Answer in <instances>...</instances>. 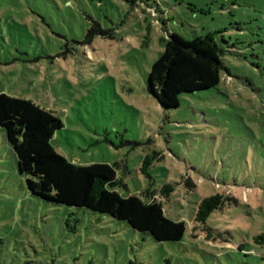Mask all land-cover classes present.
<instances>
[{
  "label": "rangeland",
  "instance_id": "obj_1",
  "mask_svg": "<svg viewBox=\"0 0 264 264\" xmlns=\"http://www.w3.org/2000/svg\"><path fill=\"white\" fill-rule=\"evenodd\" d=\"M129 1L0 0V93L58 116L53 143L73 162L120 164L123 194L157 192L185 236L158 241L33 194L0 127V264H264V0ZM96 21L107 35L88 38ZM173 32L215 36L221 81L164 108L149 73ZM216 193L225 201L206 224L217 244L193 233Z\"/></svg>",
  "mask_w": 264,
  "mask_h": 264
},
{
  "label": "trees",
  "instance_id": "obj_2",
  "mask_svg": "<svg viewBox=\"0 0 264 264\" xmlns=\"http://www.w3.org/2000/svg\"><path fill=\"white\" fill-rule=\"evenodd\" d=\"M133 4L131 1L127 0ZM166 30V29H165ZM107 35L99 22L88 31V38ZM165 50L149 73V91L164 108L177 107L180 96L217 86L221 81L222 61L215 36L187 39L168 33ZM0 127L4 129L18 162V171L26 177L29 190L48 201L71 207H83L100 214L127 221L134 229L149 232L158 241H181L187 227L183 220L166 215L158 193L123 194L125 185L118 176L120 164L75 163L60 154L53 143L63 121L50 110L30 99L0 93ZM153 156L145 157L143 172L152 178L149 165ZM187 184L194 188L192 180ZM175 185L166 183L160 190L170 197ZM225 196L216 193L198 205L194 234H204L209 242L218 243L213 228L206 223L211 213L222 207ZM256 241L264 244V233Z\"/></svg>",
  "mask_w": 264,
  "mask_h": 264
}]
</instances>
